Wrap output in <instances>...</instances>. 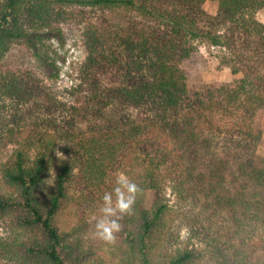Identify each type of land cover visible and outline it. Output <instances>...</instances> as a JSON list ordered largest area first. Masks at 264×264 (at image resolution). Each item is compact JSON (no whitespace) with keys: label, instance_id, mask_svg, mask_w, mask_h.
I'll list each match as a JSON object with an SVG mask.
<instances>
[{"label":"trees","instance_id":"1","mask_svg":"<svg viewBox=\"0 0 264 264\" xmlns=\"http://www.w3.org/2000/svg\"><path fill=\"white\" fill-rule=\"evenodd\" d=\"M205 1L0 0V58L21 41L41 65L49 62L44 41L61 34L68 7L109 13L105 27L90 23L83 33L88 53L81 78L91 94L82 107L68 112L31 75L0 72L12 121L27 127L42 118L45 126L29 125L18 141L20 130L0 118L1 132L7 127L0 145H18L0 165V220L17 232L11 241L0 237V258L88 264L94 251L76 241V227L66 230L56 217L74 177L103 184L108 163L131 150L135 170L128 174L142 194L160 197L169 186L175 201L146 207L138 204L143 195L137 197L131 239L120 245L117 264H264V157L252 126L264 108V23L255 17L264 0H215L216 14L203 8ZM195 41L227 50L224 64L241 76L193 97L180 63ZM80 122H88L86 129ZM58 149L64 157L56 156ZM173 219L190 233L169 252L161 240Z\"/></svg>","mask_w":264,"mask_h":264},{"label":"rangeland","instance_id":"2","mask_svg":"<svg viewBox=\"0 0 264 264\" xmlns=\"http://www.w3.org/2000/svg\"><path fill=\"white\" fill-rule=\"evenodd\" d=\"M217 6L218 3L215 0H206L203 4V8L210 14H216ZM82 10L83 13L80 12L79 7H68L67 11L70 14L67 15V18H69L67 22L60 24L61 34H52L53 37L49 36L47 41H44L46 47L41 45L42 50L47 52L49 58V62L46 64L41 65L28 45L21 41L11 44L7 52L0 58V72L4 74L10 71L16 75H31L37 81L39 80L43 87L51 91L58 101L69 106L68 112L71 111L72 106L80 108L85 105L86 100L89 99L88 96L91 94L89 86L87 87L81 78V66L88 53L83 33L90 23L100 28L105 27L109 18V13L106 11L91 8H82ZM132 16L131 13L123 12L121 14V17L126 19ZM255 17L258 21L264 23V8L257 10ZM194 46L195 49L190 57L180 63V68L186 75L189 93L193 97L203 93L206 88H216L241 76V73L232 74L230 67L224 64L223 57L229 54L227 50L203 41H195ZM106 84L107 81H103V85ZM0 105H4V108L0 107V118L5 121V125L20 130L15 133V138H18V141H21L27 135L30 126H39L40 129L45 128L42 118L36 119L35 124H29L30 126L27 125V127L21 126L20 119L18 125L14 123L11 117V113L15 114L13 102L7 97L0 96ZM22 112L19 111L18 115H21ZM55 113L59 115L61 112L55 110ZM58 123L61 124V121L59 120ZM78 124L86 129L88 122ZM2 126L4 125H0V128ZM252 126L260 136L256 145V152L264 157V108L256 112L252 119ZM5 129L2 132L0 130L2 136H4ZM47 131L49 135H56H53L52 127H48ZM17 146V143L14 142L0 145V165L10 158L13 149ZM56 156L64 157V154L58 149ZM135 157L136 154L129 150L123 152L115 160H111L107 165L108 175L103 184L86 185L80 177H74V181L70 183L67 189L69 198L65 199L66 205L64 204V207L60 210L56 220L59 226L66 230L71 227L78 229V234L75 237L76 241L84 248L95 253L88 264H95V257L100 258L104 262L103 264H117V254L121 251L120 245L125 243L127 239H131L129 235L137 218V200L131 214L124 215L119 221L121 230L116 234L115 244H105L104 241L97 238L95 223L100 218L99 209L102 204V196L104 192L111 191L115 184L116 175L123 172L133 182H136L137 178L128 174V171L135 170ZM55 172L56 168L53 167L48 182L53 180L52 176ZM0 189H4L1 175ZM173 201H175V196L169 186H166L165 192L160 194V197H157L155 192H145L143 197L138 200V204L148 207L154 205L155 202L157 204L164 202L170 206L173 205ZM163 229L164 238L161 242L165 245L167 251L176 250L175 248L182 247L187 242L190 229L185 224L180 223L179 220H169ZM14 236H17V232L11 228L9 221L7 219L0 220V237L11 241ZM21 237L25 236L21 235ZM191 238L196 242V238ZM259 252L264 253L263 246ZM0 264L19 263L0 258Z\"/></svg>","mask_w":264,"mask_h":264},{"label":"clouds","instance_id":"3","mask_svg":"<svg viewBox=\"0 0 264 264\" xmlns=\"http://www.w3.org/2000/svg\"><path fill=\"white\" fill-rule=\"evenodd\" d=\"M143 189L125 173L116 175L111 191L104 192L99 217L95 223L96 236L105 244H115L116 234L121 230L120 220L130 215L137 197Z\"/></svg>","mask_w":264,"mask_h":264}]
</instances>
